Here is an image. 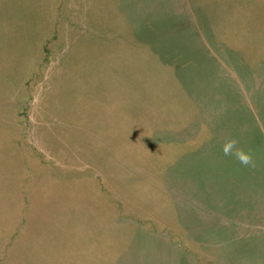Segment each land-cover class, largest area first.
Returning a JSON list of instances; mask_svg holds the SVG:
<instances>
[{
    "label": "rangeland",
    "instance_id": "374dc122",
    "mask_svg": "<svg viewBox=\"0 0 264 264\" xmlns=\"http://www.w3.org/2000/svg\"><path fill=\"white\" fill-rule=\"evenodd\" d=\"M0 264H264V0H0Z\"/></svg>",
    "mask_w": 264,
    "mask_h": 264
},
{
    "label": "clouds",
    "instance_id": "9594fccd",
    "mask_svg": "<svg viewBox=\"0 0 264 264\" xmlns=\"http://www.w3.org/2000/svg\"><path fill=\"white\" fill-rule=\"evenodd\" d=\"M239 141L234 137L226 138L221 145V151L224 156L234 157L235 160L243 167L255 168L257 166L251 150H245L239 147Z\"/></svg>",
    "mask_w": 264,
    "mask_h": 264
}]
</instances>
